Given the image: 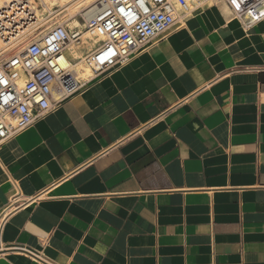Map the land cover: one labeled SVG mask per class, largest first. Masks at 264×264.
<instances>
[{
	"label": "crops",
	"instance_id": "obj_1",
	"mask_svg": "<svg viewBox=\"0 0 264 264\" xmlns=\"http://www.w3.org/2000/svg\"><path fill=\"white\" fill-rule=\"evenodd\" d=\"M0 264H264V19L194 8L0 146Z\"/></svg>",
	"mask_w": 264,
	"mask_h": 264
},
{
	"label": "built area",
	"instance_id": "obj_2",
	"mask_svg": "<svg viewBox=\"0 0 264 264\" xmlns=\"http://www.w3.org/2000/svg\"><path fill=\"white\" fill-rule=\"evenodd\" d=\"M201 1L98 0L96 16L85 24L94 41L83 58L92 66L87 78L75 70L82 58L67 52L70 43H81L79 31L58 23L39 34L41 26L32 19L35 13L29 10L28 0L13 1L15 12L12 6L0 9V36L5 41L20 33L17 25H11L15 13H25L24 21L33 23L29 27L37 31L22 50L0 60V146L81 93L93 79L128 64L179 22L180 11L188 12ZM225 1L244 18L241 23L246 29L264 19V0ZM37 197L13 196L0 216V233L10 213Z\"/></svg>",
	"mask_w": 264,
	"mask_h": 264
},
{
	"label": "bare ground",
	"instance_id": "obj_3",
	"mask_svg": "<svg viewBox=\"0 0 264 264\" xmlns=\"http://www.w3.org/2000/svg\"><path fill=\"white\" fill-rule=\"evenodd\" d=\"M13 1L15 0H0V9L6 7L10 8L12 6L15 12L18 8L12 5ZM97 1L98 0H28L29 10L35 13L32 19H36L34 23L37 22V24L41 26L39 34H44L58 23H67L71 29H76L80 32L82 39L81 43H70L67 52L70 56L82 58L75 64V70L81 78H87L91 75L92 66L86 63L83 58L93 47L94 41L91 32L83 26H86V22L92 20L96 16L97 8H95L94 5ZM205 3L212 5L223 3L230 9L232 18L242 23L244 21V18L238 16L236 12L228 6L225 0H202L193 5L188 12L180 11L179 21L188 18L193 13L194 8H198V6ZM15 14L11 25H17L20 33L15 38H11L10 42L5 41V39L0 36V60L22 50L37 35V31L31 30V27H29L32 26L33 23L29 24L27 21H24L27 18L25 13L19 12ZM79 16L84 19V24L81 23V19L79 20Z\"/></svg>",
	"mask_w": 264,
	"mask_h": 264
},
{
	"label": "rangeland",
	"instance_id": "obj_4",
	"mask_svg": "<svg viewBox=\"0 0 264 264\" xmlns=\"http://www.w3.org/2000/svg\"><path fill=\"white\" fill-rule=\"evenodd\" d=\"M50 18H51V17H50ZM80 19H81V20H80ZM79 20L81 21L82 24L85 23L84 19H83L81 16H79ZM62 21H64V20H62ZM83 27L85 28V26H83Z\"/></svg>",
	"mask_w": 264,
	"mask_h": 264
}]
</instances>
